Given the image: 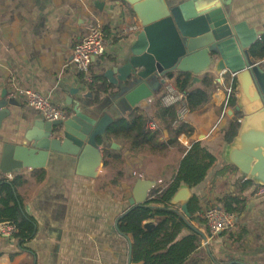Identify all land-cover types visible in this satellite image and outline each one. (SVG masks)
Here are the masks:
<instances>
[{"label":"crops","instance_id":"0c3cea01","mask_svg":"<svg viewBox=\"0 0 264 264\" xmlns=\"http://www.w3.org/2000/svg\"><path fill=\"white\" fill-rule=\"evenodd\" d=\"M182 1L167 0L170 6ZM230 6L234 22L245 21L264 32V0H231ZM96 22L104 25L109 43L106 53L94 59L92 81L88 82L72 62L73 51ZM127 25H138L140 30L123 35L122 28ZM141 31L131 7L122 0H0V97L6 91L7 99L18 103L9 105L11 113L0 128V162L5 144L24 143L27 131L43 119L27 105L17 88L41 93L67 109L70 117L74 115V101L80 103L83 111L97 107L98 112L114 119L128 116L137 107L152 113L153 103L165 91L167 83L161 82L163 77L151 82L154 96L136 107L125 99L126 91L121 93L113 86L100 103L90 90L95 76L103 77L110 85L105 73L131 56ZM216 66L217 63L199 77L200 82L206 74L219 78L217 90L208 104L189 113L187 123L194 126V131L190 136L182 135L181 146L172 148L166 156L134 152L122 142L111 140L101 146L103 167L96 178L78 175V158L59 153H51L44 168V181L39 182L38 176L33 175L36 169L19 173L25 175L26 183L18 192L27 214L37 222V231L27 243V250H22L15 239L0 235V264H128L129 242L119 232L117 223L131 209L138 179L167 187L174 181L185 152L200 141L218 155L219 161L208 178L191 189L192 197L200 199L201 209L196 215L198 220L191 224L204 237L201 247L185 264H264V197L256 196V184L246 191L245 209L240 215L234 213L235 227L229 233L210 236L202 217L203 211L211 207L224 210L220 200L238 192L237 182L242 180L239 171L220 174L224 166L233 165L222 159L229 143L225 136L233 124L241 123L243 116L233 112L240 101L238 92L237 104L230 106L229 117L218 124L234 78L225 71L218 74ZM169 137L165 130L162 139ZM105 151L112 157L106 160ZM105 161L109 165L104 167ZM19 174L7 176L0 170V179H13ZM177 207L181 209V205Z\"/></svg>","mask_w":264,"mask_h":264},{"label":"water","instance_id":"95a60500","mask_svg":"<svg viewBox=\"0 0 264 264\" xmlns=\"http://www.w3.org/2000/svg\"><path fill=\"white\" fill-rule=\"evenodd\" d=\"M122 1L131 7L142 31L132 46L131 56L105 73L109 84L121 93L126 91L125 99L136 107L154 96L153 80L180 71L192 74L195 85L200 82L199 76L217 63L218 74L228 72L238 82L240 101L233 112L243 116L240 129L227 144L222 159L238 169L242 180L264 186V65L255 63L250 53L264 32L251 28L245 21L234 22L231 0H184L175 6H170L167 0ZM219 81L217 78L216 82ZM161 82L166 81L161 78ZM74 102V115L68 120H37L25 134L24 143L5 144L1 172L9 176L25 169H44L51 153H59L78 158V175L98 177L103 167L99 140L106 136L115 119L101 114L97 107L83 111L80 103ZM9 105L18 103L7 99L4 91L0 97V128L11 113ZM156 184L138 179L130 200L131 209L146 204ZM191 198V188L182 184L171 204L181 205L182 212L190 217ZM155 226L154 221L144 223L148 230ZM117 228L129 242L128 264H131L132 240L120 231L119 221Z\"/></svg>","mask_w":264,"mask_h":264},{"label":"trees","instance_id":"16d2710c","mask_svg":"<svg viewBox=\"0 0 264 264\" xmlns=\"http://www.w3.org/2000/svg\"><path fill=\"white\" fill-rule=\"evenodd\" d=\"M250 53L255 63L264 60V34L250 48ZM168 76L174 77L177 88L185 94L186 107L190 112H195L208 104L219 85L211 74L204 75L200 84L196 86L193 85L190 73L178 71L175 75L169 73ZM93 80L90 90L95 101L100 103L104 95L110 94L112 85H108L103 77L95 76ZM238 92L239 85L234 78L229 106L237 104ZM163 96L164 94L155 100L150 114L137 107L128 116L115 119L109 126L106 136L99 140L100 144L118 140L134 152H144L153 156H166L172 148L180 147L179 138L182 135L190 136L194 126L187 122H178V106H166ZM150 122H155L157 128L151 129L148 126ZM239 126L240 123H235L230 127L225 136L226 142H232ZM165 130L170 134L168 140L162 139ZM104 155L106 160L112 157L108 151H105ZM218 161V155L203 142L193 143L185 152L174 181L167 187L157 185L151 190L150 200L146 204L132 208L120 219V231L132 240L134 264H185L201 247L203 235L191 224L198 220L196 215L201 210L200 199L196 195L191 198L188 205L190 218L186 217L180 208L173 206L171 200L182 184L189 185L191 189L201 185ZM108 165V161H105L104 167ZM236 172L238 169L235 166L226 165L220 174L233 175ZM33 175L38 176L39 182H42L46 178V171L36 169ZM25 183L26 178L23 174L16 175L13 179L6 176L0 179V223L10 222L17 227L14 239L22 250L28 249L27 243L37 231V222L34 217L27 214L24 199L18 192ZM237 184L239 191L225 195L220 203L224 211L240 215L245 209L246 191L256 185L252 181L240 179ZM147 221H156V226L150 230L145 229L144 223ZM186 230L189 232L183 235ZM227 264L242 263L230 261Z\"/></svg>","mask_w":264,"mask_h":264},{"label":"built area","instance_id":"2783aa9c","mask_svg":"<svg viewBox=\"0 0 264 264\" xmlns=\"http://www.w3.org/2000/svg\"><path fill=\"white\" fill-rule=\"evenodd\" d=\"M140 26L127 25L122 28V34L128 35L130 33H138ZM108 37L104 31V25L101 22H96L89 26L87 34L84 38L75 45L73 51L72 62L76 69L83 74L85 80L92 81L91 67L95 58L103 56L108 48ZM264 65V60L260 62ZM173 75H175L173 73ZM166 81V91L163 96V102L166 106L177 105L178 122H187V117L191 113L186 107V96L182 93L175 84L174 77L170 78L167 75L163 77ZM19 95L24 97L27 105L36 109L45 121H66L70 118L69 111L54 104L49 98L41 93L29 88H17ZM232 93V86L227 90V97L223 113L220 117V122L229 117L228 111L231 110L229 106V99ZM241 121V120H239ZM148 126L151 129H156L157 124L150 122ZM215 130V129H214ZM256 196L264 197V186L259 185L256 188ZM202 217L205 221L206 228L210 236H217L221 233L232 230L235 227V214L224 211L218 207H211L203 211ZM17 232V227L10 222L0 223V235L8 240H13Z\"/></svg>","mask_w":264,"mask_h":264},{"label":"rangeland","instance_id":"374dc122","mask_svg":"<svg viewBox=\"0 0 264 264\" xmlns=\"http://www.w3.org/2000/svg\"><path fill=\"white\" fill-rule=\"evenodd\" d=\"M231 78H233V76L231 75ZM226 233H229V232H226Z\"/></svg>","mask_w":264,"mask_h":264}]
</instances>
